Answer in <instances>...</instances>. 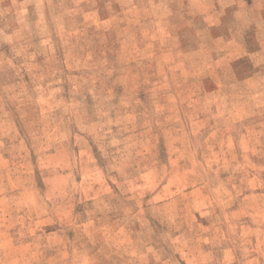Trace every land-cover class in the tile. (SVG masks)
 I'll list each match as a JSON object with an SVG mask.
<instances>
[{
    "label": "rangeland",
    "instance_id": "374dc122",
    "mask_svg": "<svg viewBox=\"0 0 264 264\" xmlns=\"http://www.w3.org/2000/svg\"><path fill=\"white\" fill-rule=\"evenodd\" d=\"M232 6L0 0V264H264V64L220 58Z\"/></svg>",
    "mask_w": 264,
    "mask_h": 264
},
{
    "label": "crops",
    "instance_id": "0c3cea01",
    "mask_svg": "<svg viewBox=\"0 0 264 264\" xmlns=\"http://www.w3.org/2000/svg\"><path fill=\"white\" fill-rule=\"evenodd\" d=\"M232 1H233L232 9L235 11L234 13L235 15H237L238 20L233 21V25H232L233 28L228 26L227 31H229V34L227 36L215 37L216 40L224 43L223 46L224 52L222 54L219 53L220 58L222 57L223 59H226L227 63L230 62L236 63V61L242 58H248L251 59L249 61H251L255 65H263L264 39L257 38L256 44L253 47L250 46V44L244 45V43L241 42L244 41L245 39H246L245 41L247 42V38H245L246 37L245 35L247 33L246 29L248 28L250 29L251 27L252 28L255 27L256 29V27L259 28L261 27L260 24L264 25V0H232ZM218 11L219 9L217 10V12ZM214 14L215 13L212 12L206 16V20L208 21V24L212 27L223 26L225 24L223 20L224 17H222L224 16V13L220 14V16L218 15L220 19L218 18L216 22L211 21ZM257 73H262V71L261 70L257 71L256 74ZM256 76L252 75L248 79L254 78Z\"/></svg>",
    "mask_w": 264,
    "mask_h": 264
}]
</instances>
